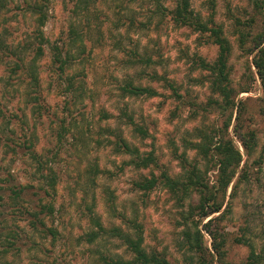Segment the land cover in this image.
Here are the masks:
<instances>
[{"label":"trees","instance_id":"obj_1","mask_svg":"<svg viewBox=\"0 0 264 264\" xmlns=\"http://www.w3.org/2000/svg\"><path fill=\"white\" fill-rule=\"evenodd\" d=\"M113 1L117 8L108 7L109 12L114 11L108 31L112 32L114 39L113 49L123 55L124 68L127 69L118 79L113 109L99 106L93 121L87 120L83 112L68 125L62 119L57 133L61 141L70 132L74 148L85 158V163L82 162L74 175L76 187L73 194L87 221L86 229L76 239L77 246H87L89 264H173L165 252L146 245L144 224L138 219L137 210L130 215L119 209L115 191L104 183L103 179L115 176L100 163L99 152L109 151L125 157L119 165L120 170L127 167L149 170L148 174L138 175L133 180L134 191L148 195L162 186L170 194L179 210V224L184 225L180 233L182 239L177 244L179 250H185L190 264H231L226 260L229 243L249 248L243 264H264V229L260 230V235L256 234L257 223L251 212L247 209L236 235L225 223L233 214L234 201L240 193L260 183L263 176L253 169L256 166L262 169L264 146L258 149V131L250 127L247 119L249 97L239 98V94L252 91L259 78L263 87L260 115L264 116V0H248L245 18L229 14L238 48L248 57L253 55L238 84L232 78L230 65L234 44L224 24L216 19L214 1H211L209 15L195 10L191 0H174L172 6L165 0ZM103 2L76 0L73 11L77 22L71 25L69 40L67 45L65 43L67 47L52 45L53 64L57 65L59 78L66 82L64 92L71 96V101H67L68 109L72 105L83 109L88 98L94 101V91L86 83L88 73L84 61L90 32L93 30L101 37L96 42L105 36L106 27L101 18L103 9L100 7ZM27 4L34 17V36L38 44L30 39L26 43L14 44L12 33L5 25L9 0H0V64L13 63L12 73L26 74L28 85L39 88L38 59L44 54L47 40L43 27L49 13L43 0ZM167 18L174 26L188 27L203 36L205 42L218 46L213 61L202 56L194 58L197 68L204 74L203 83L208 84L210 91L205 103L184 101L185 95L180 93L177 82L159 71L163 53L160 50L156 53L150 44H142L141 33ZM31 51L34 56L28 58ZM74 68L77 69L70 73L69 70ZM145 79L163 82L181 104L195 107L194 118L203 115L201 124L188 131L190 136L183 138V150L176 141L173 142L172 153L181 168L175 174L160 165L154 149L144 151L132 140H144L150 136V131L145 122L137 119L127 99L160 95L154 86L143 82ZM30 94L27 91V96ZM30 97L36 99L32 107L35 113L48 110L41 95ZM207 114H213L215 118L211 120ZM11 119L3 107L0 93V264H22L17 262L16 256H20L24 249L34 254H52L64 238L62 227L56 223L62 178L56 161L36 149L34 134L28 136L24 128L19 136L11 128ZM232 125L242 148L231 135ZM10 141L14 148H23L28 156L32 169L27 183L20 181L11 170L5 171L2 165V152L5 146H11ZM190 151L194 152L193 157H190ZM250 159H253L251 165ZM100 200L112 218L121 220L125 227L112 220L105 221L98 210ZM203 230L212 239L213 251L205 243ZM112 247L124 248V252L119 253Z\"/></svg>","mask_w":264,"mask_h":264},{"label":"rangeland","instance_id":"obj_2","mask_svg":"<svg viewBox=\"0 0 264 264\" xmlns=\"http://www.w3.org/2000/svg\"><path fill=\"white\" fill-rule=\"evenodd\" d=\"M30 1L34 2L35 0H9L8 20L5 25L12 33L14 44L26 43L29 39L38 44V40L34 36V17L27 8V2ZM43 1L47 4L49 17L43 27L47 40L44 43V54L38 59L40 87H30L28 85L29 77L26 74L20 71L18 74L12 73L13 63L0 64V93L3 107L7 115L12 118L11 128H14L19 136H22L24 128L28 136L34 134L33 140L36 149L56 161L57 170L62 177L57 200L59 212L56 223L62 227L64 238L62 244H59L52 254L42 252L34 254L24 249L20 256H16V259L22 264H89L90 251L87 246H77L76 242L77 237L86 229L87 221L73 194L76 187L74 175H77L76 171L82 162L85 163V158L79 154V150L74 148L70 132L66 133L61 141H59L57 133L59 122L62 119L66 120L68 125L80 117L83 112L87 120L93 121L97 117L99 106L106 105L113 109L118 79H121L127 71L124 68L123 55L113 49L114 39L112 32L108 31L110 19L113 18L112 13H114L112 10L109 12L108 7H117L113 0H104L100 7L103 9L101 18L106 27L105 36L101 39L102 41L96 42L101 37L92 30L89 39L86 40L88 47L84 61L85 72L88 73L86 83L94 91V101L88 98L85 100L87 106L83 109H80L79 105H72V108L68 109L67 101H71V96L64 92L66 82L59 78V73L56 70L57 65L53 64L52 45L58 44L64 47L67 45L71 25L77 22L73 11L76 0ZM211 1H214L216 5L217 21L224 24L227 34L234 44L230 65L232 78L235 84H238L248 62L252 61L253 55L248 57L238 48L236 38L232 34L233 20L230 19L229 14L245 18L248 0H191V4L195 10L209 15ZM165 3L172 6L174 0H165ZM155 25L153 24L151 29L144 30L140 36L143 45L150 44L157 51L156 53L158 50L163 53L161 66L158 67L159 71L165 72L168 77L177 82L180 93L185 95L184 101L192 100L198 104L205 103L210 96V91L208 84L203 83L204 74L197 68L194 58L202 56L213 61L217 56L218 46L205 42L203 36L188 27L174 26L168 18L158 26ZM33 56L34 52L31 51L28 58ZM76 69H70L69 72ZM143 82L154 86L160 95L127 99L137 119L145 122L150 131V136L146 139L132 140L144 151L154 149L160 165L175 174L181 168L172 153L173 142L176 141L180 150H183V138L190 136L188 131L201 124L203 115L194 118L195 107L191 108L188 103L181 104L173 96L172 90L164 87L163 82H152L147 79ZM27 91L33 97L41 95L48 110L42 111L41 114L35 113L32 107L36 99L27 96ZM110 95H113L112 98L109 97ZM247 97H249L247 119L250 127L258 131L260 141L258 149H261L264 146V116L260 115V106L263 104L261 101L263 87L259 78L252 91L239 94V98ZM196 108L198 107L196 106ZM198 109L200 110V108ZM206 116L211 120L215 118L213 114ZM234 122L235 116L233 125ZM233 125L230 129L231 135L242 148L233 132ZM10 145L5 146L2 152V165L5 171L11 170L20 181L27 183L30 181L29 170L32 169L28 156L24 154L23 148H14L11 141ZM99 153L101 166L111 170L112 175H115L110 179H103L104 183H108L115 191L119 209L126 210L130 215L134 209L137 210L138 219L144 224L146 245L165 252L173 264H190V261L186 259L185 250H179L177 244L178 240L182 239L180 233L184 225L180 226L179 224L181 219L179 210L167 190L158 186L148 195L137 193L132 187L133 180L138 175L148 174L149 170H137L133 167L120 170L119 165L122 164L125 157L113 155L109 151H100ZM189 155L193 157L194 152L190 151ZM252 162L253 159H250V165ZM258 167L256 166L253 171H259L260 175H263L261 182L247 187L240 193L234 201L233 214L225 222L228 230L235 235L244 220L243 217L247 213V209L256 219V234L260 235V230L264 229V164L261 170ZM251 189L253 190L251 191ZM99 193L101 197V190ZM77 195L79 197V194ZM98 210L104 215L105 221L112 220L126 226L118 218H112L111 213L105 208L103 200L99 201ZM203 233L205 243L213 251L210 235L205 230ZM85 249L87 250L85 251ZM112 250L119 253L124 252V248L114 249L112 247ZM15 255H18L17 252ZM248 255L249 248L245 245L236 243L227 245L226 260L231 264H243ZM207 256L210 258V255Z\"/></svg>","mask_w":264,"mask_h":264}]
</instances>
